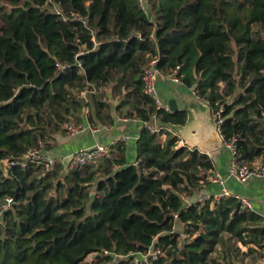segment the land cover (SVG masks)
Instances as JSON below:
<instances>
[{"label": "trees", "instance_id": "1", "mask_svg": "<svg viewBox=\"0 0 264 264\" xmlns=\"http://www.w3.org/2000/svg\"><path fill=\"white\" fill-rule=\"evenodd\" d=\"M147 6L149 14L137 0H0V160L39 140L50 148L67 124L83 122L87 106L89 119L100 114L110 104L103 93L81 97L88 83H114L122 105L143 121L157 112L161 125H184L186 109L156 110L142 91L143 66L157 53L162 72L180 65L182 83L211 109L223 104L222 134L238 136L241 162L264 159V0H147ZM58 62L67 68L58 70ZM239 83L243 90L228 102ZM180 141L166 128L152 133L144 126L134 162L119 142L117 156L67 173L62 166L0 168V201L14 199L0 225V264H90L92 253L103 264H135L132 254L152 245L166 252L153 264H210L219 245L234 262L238 242L259 253L263 219L237 198L214 207L211 199L185 202L215 164ZM115 254L129 256L114 261Z\"/></svg>", "mask_w": 264, "mask_h": 264}, {"label": "built area", "instance_id": "2", "mask_svg": "<svg viewBox=\"0 0 264 264\" xmlns=\"http://www.w3.org/2000/svg\"><path fill=\"white\" fill-rule=\"evenodd\" d=\"M141 9L144 10L146 14H149V9L147 6V0H137ZM54 12L57 14H62L59 6L54 7ZM63 20H67L66 16H63ZM156 28H153L150 34L151 40H154L157 45L158 42L155 38ZM80 53L76 55L78 57ZM148 59L143 66L141 73L142 80V91L143 93L150 97L155 104L156 110H167L170 111V107L163 102L160 98L159 90L157 87L158 79L168 80L174 83H182L181 78L178 76V71L180 69V65H177L172 72L164 73L159 68L160 54H155L152 56H147ZM78 65L81 66V63L78 62ZM58 70H64L67 68L66 64L58 62L57 64ZM193 94L198 98L203 100L208 106L209 101L203 99L198 90L195 88L192 89ZM104 91L103 85H95L93 83H88L80 92V96L87 99L89 96L94 94H99ZM89 107H85L84 111ZM223 104L218 109H211L212 118L214 120V125L219 132L222 139V146L230 153V162H229V173L228 175H222L220 173H214L210 170L207 173V179L212 180L214 182L220 183L222 185V190L213 196L201 197L198 202L203 205L206 201L211 199V206L217 202H220L222 198H237L243 207L252 209V201L244 196L239 194H232L228 187L226 186V182L228 178H233L239 183H247L251 178H264V159H259L252 163H243L239 160V152H238V136L234 135L230 139H225L222 134V124L224 122L223 116ZM144 126L147 127L152 133L160 131L163 125H160L158 122V114L157 112H153L151 114L150 121H143ZM86 130L97 131L98 128L95 126L88 125L84 122L77 123L75 121L67 124V134L69 136H74L78 133L85 132ZM130 136H123L113 141L110 145L104 144L101 142H96L94 145L90 147H80L74 150L71 153L61 155L51 152L45 143L39 140L38 144L29 147L26 152L18 156H10L0 160V168L7 171L12 166H22L23 168L34 165L37 167H41L44 170H53L58 166H62L64 168V173H67L68 170L84 167V166H95L98 165L103 159L113 158L115 157V149L114 147L118 145L119 142H129ZM188 196L185 197L187 199ZM14 204L13 197H6L5 199L0 201V225L4 227V214L7 210L11 209ZM178 215H176L177 217ZM108 251H105V254H108ZM134 263L135 264H153V262L158 259L160 256H166L165 250L160 247H156L152 245L148 251L133 253ZM127 256L123 255H114V261H117L121 258H127Z\"/></svg>", "mask_w": 264, "mask_h": 264}, {"label": "crops", "instance_id": "3", "mask_svg": "<svg viewBox=\"0 0 264 264\" xmlns=\"http://www.w3.org/2000/svg\"><path fill=\"white\" fill-rule=\"evenodd\" d=\"M157 87L160 98L168 106L170 96L173 95L178 103L179 109L187 110V121L184 125L167 124L162 126L163 128L179 135L181 138L179 146L187 145V138L196 133L202 118L207 116L212 122L211 108L193 94V87H187L184 83H174L160 78L157 81ZM117 90L120 92L114 83L104 87L102 93L105 95L104 97L101 96L103 97L102 101H105L110 105L101 108V113H96L94 118L89 119L90 108H88L86 112H83V122L97 127V131L86 130L85 132L78 133L74 136H69L65 133L64 135L59 136L55 141H52L50 145L51 147L48 149L53 153L65 155L80 147H90L96 142L110 145L120 137L130 136V141L124 142L127 146L126 159L128 162H134L136 160L135 142L140 135L141 129L144 127V123L143 120L136 115L135 111H133L130 104L122 105L123 97H121V92L118 93ZM117 93L118 95H116ZM191 116L193 117L194 122L189 125ZM162 136V140L164 141L166 135L163 134ZM117 148L118 145L114 147L116 156L121 153ZM207 154L211 156L215 164L212 171L214 173L228 175L230 153L222 146V144L218 150ZM226 186L232 194H239L249 198L252 201V209L250 210L260 215L264 222V178H251L244 184L239 183L233 178H228ZM221 190L222 185L220 183L208 179L206 183H203L200 188H198L192 197L188 196L187 199H185V202L189 204L198 202L201 197L213 196ZM245 248L246 253H248V247L245 246ZM256 248L259 251V253H255L257 259L255 262H250V264H264V261H262L264 260V248ZM241 253L244 254L245 251H242ZM214 263L217 264V260ZM227 263L237 264L236 262Z\"/></svg>", "mask_w": 264, "mask_h": 264}, {"label": "water", "instance_id": "4", "mask_svg": "<svg viewBox=\"0 0 264 264\" xmlns=\"http://www.w3.org/2000/svg\"><path fill=\"white\" fill-rule=\"evenodd\" d=\"M169 107L171 112L179 110L178 103L173 95L170 96ZM221 142L222 139L214 125V120L212 119L211 122L207 116L202 118L196 133L187 138V145L205 153L218 150L221 147Z\"/></svg>", "mask_w": 264, "mask_h": 264}, {"label": "rangeland", "instance_id": "5", "mask_svg": "<svg viewBox=\"0 0 264 264\" xmlns=\"http://www.w3.org/2000/svg\"><path fill=\"white\" fill-rule=\"evenodd\" d=\"M178 12L175 13V17L177 16ZM238 79V78H237ZM239 81V79H238ZM223 86V84H222ZM242 85L239 83L234 91V94L228 98V102H233L234 98L242 91ZM118 92V90H117ZM120 93V92H118ZM118 93L116 95H118ZM203 101V100H200ZM163 138V136H162ZM180 145V144H179ZM176 231L181 233V237L184 238L185 237V232L183 229L182 225L177 224V227L175 229ZM237 245L240 247V252L236 253L234 255V257L232 258L234 262H236L237 264H250V262H255L256 261V257L257 255L255 254V252H249L246 253V248L245 246H243L241 243H237ZM242 251H245V253H241ZM215 260H217V264H228L227 262H231L230 260L227 259V257L225 256L224 252H223V246L219 245L218 249L213 253L212 255ZM258 261V260H257ZM264 261V260H262ZM86 262H89L90 264H103V262L96 256V254L92 253L90 255L87 256L86 258ZM210 264H215L213 261L210 262Z\"/></svg>", "mask_w": 264, "mask_h": 264}, {"label": "bare ground", "instance_id": "6", "mask_svg": "<svg viewBox=\"0 0 264 264\" xmlns=\"http://www.w3.org/2000/svg\"><path fill=\"white\" fill-rule=\"evenodd\" d=\"M194 120H193V117L191 116L190 120H189V125L190 124H193Z\"/></svg>", "mask_w": 264, "mask_h": 264}]
</instances>
